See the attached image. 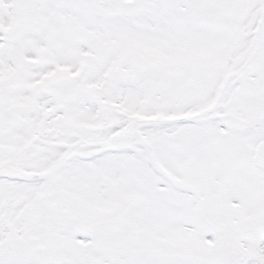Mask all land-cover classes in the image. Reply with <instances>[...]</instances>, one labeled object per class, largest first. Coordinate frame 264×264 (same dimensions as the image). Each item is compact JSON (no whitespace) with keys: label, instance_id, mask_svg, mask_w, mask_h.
Returning <instances> with one entry per match:
<instances>
[{"label":"snow or ice","instance_id":"obj_1","mask_svg":"<svg viewBox=\"0 0 264 264\" xmlns=\"http://www.w3.org/2000/svg\"><path fill=\"white\" fill-rule=\"evenodd\" d=\"M0 264H264V0H0Z\"/></svg>","mask_w":264,"mask_h":264}]
</instances>
